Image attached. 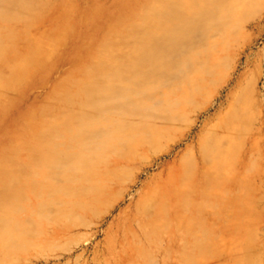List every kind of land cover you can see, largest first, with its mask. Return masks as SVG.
Masks as SVG:
<instances>
[{
  "label": "rangeland",
  "instance_id": "rangeland-1",
  "mask_svg": "<svg viewBox=\"0 0 264 264\" xmlns=\"http://www.w3.org/2000/svg\"><path fill=\"white\" fill-rule=\"evenodd\" d=\"M58 1L32 5L27 24L18 21V0H0L1 32L14 17L7 28L16 35L6 43L23 47L24 29H47ZM150 1V20L159 23L150 27V78L118 81L116 98L89 96L100 107L80 108L74 92L68 112L58 108L55 124L37 130L39 141L20 146L48 154L9 158L0 171V264H264V0ZM59 77L54 71L46 87L26 89L20 106ZM172 104L180 113L154 139L151 129L168 122ZM31 118L42 124L40 113ZM118 132L96 151L97 139ZM201 143L208 163L221 159L218 180L212 169L197 172ZM171 172L197 185L183 195L180 187L177 200L166 194L162 208L152 199L141 223L143 186Z\"/></svg>",
  "mask_w": 264,
  "mask_h": 264
},
{
  "label": "bare ground",
  "instance_id": "bare-ground-1",
  "mask_svg": "<svg viewBox=\"0 0 264 264\" xmlns=\"http://www.w3.org/2000/svg\"><path fill=\"white\" fill-rule=\"evenodd\" d=\"M38 2L42 0H35L34 3L32 0H18L21 7L18 21L28 24L30 16L26 11L32 8V5L35 11L36 7L41 8L42 3ZM150 2V0H59L55 7L56 18L50 21L47 29L35 34L28 33L26 29L22 31V37L26 42L23 47L6 43L16 35L15 31L7 28L14 17L7 16L5 29L3 32L0 31V171L10 168L7 163L9 158L40 156L39 158L43 159L48 154L42 152L34 155L37 149H22L20 146L37 143L39 141L37 130L55 124L54 114L58 108L61 112H68L69 104L66 100L68 97L71 98L74 92L79 97L77 100L74 99L75 102L80 108H86L98 103L94 102L93 105L88 99L92 94L98 96L97 100L116 98L119 92L114 91L119 89L116 87L118 81L122 79L138 78L139 74H143L144 78H150V27L157 28L159 24L150 20L152 14ZM26 7L28 9H25ZM6 11L8 9L4 12ZM54 71L60 73L59 82L48 85L49 89L46 88L37 94L29 107L22 108L20 101L24 91L31 86L46 87L49 83L48 76ZM74 79L79 81L76 89L72 85ZM89 79L92 83H88ZM123 89L127 90L128 87ZM58 94L62 96L61 101L56 98ZM165 98L168 106L174 99L169 94H166ZM111 105L117 108L115 104ZM116 105L122 106V101H116ZM126 111L124 114L128 116L130 110ZM33 112L42 115L40 126L31 118ZM118 113L114 112L115 115ZM168 113L167 123L151 129L150 135L154 139L170 129L180 113L178 104H172ZM86 117L83 118V123L87 125ZM62 124H65L64 119ZM129 131L132 133L127 140L132 146H136L140 141L135 139L138 137L136 130L131 128ZM120 132L107 133L105 138L97 139L96 151H102L105 146L107 148L115 144L122 136ZM55 137L52 135L48 139L52 140ZM204 148L205 143H201L200 154L203 157L201 156L202 161L197 166V172L203 175L212 169L215 180H218L216 177L222 171L221 159L216 156L213 162L208 163ZM89 149L85 148L83 156L93 151L92 147L91 151ZM27 168L32 173L30 164ZM181 175L182 173L171 172L156 184L148 183L143 186L136 204L138 221L144 223L143 220H150L152 199L157 201L159 208H162L165 206L166 194H171L177 200L180 187L183 195L188 188L187 184L189 190L197 185L194 179L193 182L186 181L185 178L183 181L180 180ZM3 181L0 178V187L4 186Z\"/></svg>",
  "mask_w": 264,
  "mask_h": 264
}]
</instances>
